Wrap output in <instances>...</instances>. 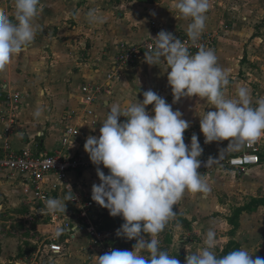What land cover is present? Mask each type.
Wrapping results in <instances>:
<instances>
[{"label":"crops","instance_id":"crops-1","mask_svg":"<svg viewBox=\"0 0 264 264\" xmlns=\"http://www.w3.org/2000/svg\"><path fill=\"white\" fill-rule=\"evenodd\" d=\"M220 1L210 0L205 29L201 35H216L211 50L217 57L218 65L226 73L228 84L225 91L228 96L231 97L235 93L238 85L245 86L250 90L252 106L256 107V101L264 98V29L261 28L258 32V27L249 23L246 17L234 20L235 15L225 7L222 8ZM168 2L169 0H40L38 14L34 18V41L26 51L18 57L13 56L5 68L0 70V101L4 99L6 86L23 95L17 132L9 137L13 149H32L48 154L62 150L67 158L81 157L90 161L84 151L86 138L99 135L100 124L111 106L116 103H134L135 98L142 101L143 93L148 90L163 97L172 105L173 111L179 110L183 114L182 118L190 124L184 136L191 138L195 134L199 139H204L199 126L200 117L205 111H211L213 105L198 97H182L174 102L167 82V72L163 71L164 65L149 66L140 62L123 67L120 78L109 84V93L94 106L95 117L88 116L81 103L84 85L103 84L106 81V75L115 62L120 43H141L156 30L187 34L186 28L190 21L177 20L173 16L175 12L168 10ZM0 9L11 17L14 0H0ZM93 11L97 16L103 17L102 23L89 22L88 14ZM125 83L130 84L127 90L122 85ZM132 88L133 95L130 94ZM36 95L46 100L44 105H36L33 102ZM38 106L42 110L39 117L35 115ZM152 107L149 105L146 109L149 114H152ZM123 119L121 117L120 121ZM66 123L79 129L81 136L62 148ZM3 134L4 127L0 124V141ZM227 145V141L207 144L205 154L216 161L244 150V145L239 150L226 149ZM261 158V165L254 167L248 175L238 180L242 183L244 191L256 190L262 195L260 198L264 199V142ZM101 169L107 175L108 170L103 166ZM218 171L223 170L201 174L208 188L223 176ZM223 172L233 174L229 171ZM209 176L213 179H208ZM70 179L87 189L89 197L92 185L100 183L93 164L88 170L71 173ZM53 186H56L54 191ZM24 189L25 183L19 177L12 180L0 178V209L8 211L34 207V196L25 195ZM44 190L51 198H57L66 204V209L72 206L67 201L64 183L57 176L51 175L47 178ZM207 193L186 192L174 206L176 215L182 218L181 222L194 226V235L178 229L172 244V247L178 249L168 252L176 257L180 264H184L187 254L195 253L203 246V234L209 229L215 231L220 239L227 240L224 246H228V235L223 233L225 230L220 231L216 225H212L221 222V218L206 221L202 229L195 228L204 220L196 211L190 212L189 209L197 207L200 201L198 198L203 199ZM94 212L102 225L110 222L108 210L96 205ZM120 220L114 227L124 222L122 218ZM65 249L63 255L43 257H49L52 264H94L88 260L91 253L90 241L83 235L67 244ZM224 251V247L216 249L217 256L222 255ZM57 258L58 261L53 263ZM0 264L26 263L19 259L12 260L3 252L0 254Z\"/></svg>","mask_w":264,"mask_h":264},{"label":"clouds","instance_id":"clouds-1","mask_svg":"<svg viewBox=\"0 0 264 264\" xmlns=\"http://www.w3.org/2000/svg\"><path fill=\"white\" fill-rule=\"evenodd\" d=\"M39 3L14 0L11 17L0 9V70L34 41ZM209 9L210 0L168 2V10L175 12L177 20L190 21L186 32L193 42L205 29ZM88 16L90 23L103 22L94 11ZM152 40L155 44L145 53L144 62L164 65L174 102L182 97H198L213 105L200 117L205 144L227 141L226 149L239 150L264 136V98L253 107L250 90L241 85L229 97L225 91L226 73L213 50L201 45L191 54L184 42L164 30ZM122 85L127 90L130 84ZM149 105L153 106L152 114L146 111ZM41 111L38 106L35 115L39 117ZM182 115L179 110L173 111L163 97L148 90L142 101L135 98L134 103L113 104L100 124L99 135L86 138L84 151L100 181L92 185L91 200L108 210L111 217L122 218L124 222L115 233L118 238L136 241L131 251L111 249L94 256V264H180L176 257L160 250L158 237L175 217L174 206L186 192L209 191L198 171L203 148L195 134L190 144L185 143L184 133L190 124ZM212 161L209 158L208 164ZM101 165L108 170L107 175ZM43 211L65 213L66 204L49 198ZM203 236V246L187 254L184 264H264V258L253 259L246 249L217 256L215 231L209 229Z\"/></svg>","mask_w":264,"mask_h":264},{"label":"built area","instance_id":"built-area-1","mask_svg":"<svg viewBox=\"0 0 264 264\" xmlns=\"http://www.w3.org/2000/svg\"><path fill=\"white\" fill-rule=\"evenodd\" d=\"M156 30L152 35L141 43H120L118 53L110 72L106 75L103 84L84 85L81 91V103L86 114L95 117L94 106L101 102V98L109 93V84L121 76V69L144 62V55L150 52L155 44L152 38L159 33ZM186 44L191 54H195L201 45L211 49L216 41V35L203 34L195 42L191 41L187 34L170 32ZM5 96L0 101V124L4 127V134L0 141V178L12 180L21 178L25 183V195L34 196V207L45 208L46 200L51 198L44 190L47 178L51 175L57 176L64 183V192L67 201L71 203L64 212L55 215L43 211L50 221L51 235L46 238L45 250L39 254L58 256L65 253L67 244L75 238L83 235L90 241L91 253L88 260L94 262V256L103 255L111 249L133 250L135 240L118 238L115 233L122 225L104 228L94 208L96 203L88 196L87 189L72 182L71 173H80L88 170L92 163L81 157L67 158L62 150L53 154L39 153L37 150L24 149L16 151L13 149L9 137L17 132L19 116L23 95L6 86ZM81 136L79 129L70 123H66L63 130L62 148L70 145L74 139ZM190 137L184 136L186 144H190ZM264 136L251 144H244V150L238 154L219 158L208 164L209 158L205 154L207 144L204 139H199L203 153L199 158L201 167L200 174L211 173L215 170L233 172L235 174H246L254 167L261 165L262 145ZM213 160V159H212ZM102 166V165H101ZM100 166V167H101ZM56 186H53V191ZM34 264H39L35 262Z\"/></svg>","mask_w":264,"mask_h":264},{"label":"rangeland","instance_id":"rangeland-1","mask_svg":"<svg viewBox=\"0 0 264 264\" xmlns=\"http://www.w3.org/2000/svg\"><path fill=\"white\" fill-rule=\"evenodd\" d=\"M220 6L226 8L228 12L235 15L234 20L248 18L249 23L256 25V30L264 29V0H221ZM229 13V14H230ZM232 16H230L231 21ZM248 23V24H249ZM233 64V60L231 58ZM227 72V71H226ZM51 99V97H49ZM35 104L44 105L46 100L40 99L38 95L34 97ZM221 178L214 181L209 187V191L203 199L198 198V206L189 209L196 211L197 215L204 220L198 227L202 229L206 221L219 219V223H214L220 231L228 235L229 243L227 252L246 249L253 259L264 258V207L254 201H261V194L256 190H246L238 180L246 174H229L218 171ZM205 175V174H204ZM206 177V176H205ZM208 179H213L210 176ZM261 195V196H260ZM176 209H173L175 212ZM204 211V212H203ZM181 217L175 215L169 221L164 231L160 233L159 248L162 251L171 252L177 247H172L173 239L178 229L193 234V225L188 222H181ZM220 221V220H219ZM112 224H119L120 221H113ZM50 221L43 212V208L32 207L26 209L1 210L0 209V254H5L12 260H22L26 264L40 263L52 264L49 257L39 254L45 250L46 238L51 235ZM215 227V226H214ZM225 227V228H224ZM216 236L218 244L217 250L226 249L224 244L227 240ZM227 252L223 253L226 254ZM147 256V252H142ZM222 254V255H223ZM218 255V253H217ZM48 260H47V259ZM60 259V258H59ZM58 261L54 259L53 263ZM51 262V263H50Z\"/></svg>","mask_w":264,"mask_h":264},{"label":"trees","instance_id":"trees-1","mask_svg":"<svg viewBox=\"0 0 264 264\" xmlns=\"http://www.w3.org/2000/svg\"><path fill=\"white\" fill-rule=\"evenodd\" d=\"M143 1L151 2L152 0H143ZM254 202H257L258 205L264 207V199H261V201H254ZM112 218H113V217H112ZM112 218L110 217V219H109L110 222H109V223L103 225L104 228H111V227H114V224L111 223V222H113V221H121L120 218L117 219V220H114V219H112ZM228 246H229V245H228ZM228 246L226 247L224 253L227 252V250H228Z\"/></svg>","mask_w":264,"mask_h":264}]
</instances>
